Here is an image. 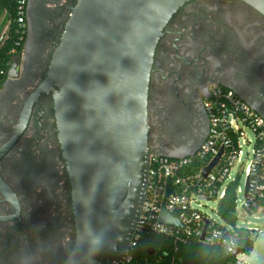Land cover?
Returning <instances> with one entry per match:
<instances>
[{
  "label": "flooded vegetation",
  "instance_id": "obj_1",
  "mask_svg": "<svg viewBox=\"0 0 264 264\" xmlns=\"http://www.w3.org/2000/svg\"><path fill=\"white\" fill-rule=\"evenodd\" d=\"M19 41L0 86V264H64L77 226L59 139L58 86L42 90L80 0H19ZM227 88L264 118V14L244 0H190L151 69L149 145L180 155L209 133L205 101Z\"/></svg>",
  "mask_w": 264,
  "mask_h": 264
},
{
  "label": "water",
  "instance_id": "obj_2",
  "mask_svg": "<svg viewBox=\"0 0 264 264\" xmlns=\"http://www.w3.org/2000/svg\"><path fill=\"white\" fill-rule=\"evenodd\" d=\"M188 1L80 0L75 8L42 86L59 88V139L75 209L77 239L64 264H118L129 250L154 153L148 126L151 69L165 27ZM244 1L264 14V0ZM222 152L203 169L205 176ZM173 191L169 177L159 221L184 229L166 207Z\"/></svg>",
  "mask_w": 264,
  "mask_h": 264
},
{
  "label": "built area",
  "instance_id": "obj_3",
  "mask_svg": "<svg viewBox=\"0 0 264 264\" xmlns=\"http://www.w3.org/2000/svg\"><path fill=\"white\" fill-rule=\"evenodd\" d=\"M23 2H19V22L23 21ZM209 118V133L205 141L192 155L169 157L154 152L151 157V171L147 197L137 223L130 247L118 264L134 263V252L141 245L147 233H158L172 237L175 241H186L192 235L202 236L204 225L208 227L204 240L208 243L224 241L227 251L233 253L239 248L236 235L219 227L220 221L208 215L200 207L205 202L225 196L230 181L245 173L248 190L239 185L237 189L239 216V193H244L241 214L253 215L264 205V118L248 102L237 96L234 91L217 87L205 101ZM249 132L254 134L250 139ZM251 146L245 153L243 147ZM223 151L218 162L208 175L203 169L210 165ZM237 174L232 177V170ZM171 177L174 191L167 198L166 207L171 214L185 225V228L167 226L159 221L161 204L165 195L167 179ZM209 199V200H208ZM216 211V208H215ZM238 227V226H237ZM249 236L255 240L264 229L247 228ZM228 237L226 241V237ZM224 237V238H223ZM246 253L236 255L237 264H248Z\"/></svg>",
  "mask_w": 264,
  "mask_h": 264
},
{
  "label": "trees",
  "instance_id": "obj_4",
  "mask_svg": "<svg viewBox=\"0 0 264 264\" xmlns=\"http://www.w3.org/2000/svg\"><path fill=\"white\" fill-rule=\"evenodd\" d=\"M5 17L8 22L5 37L0 41V86L5 78L9 62L17 48L19 36V0H0V21ZM240 176L228 183L225 196L218 201L216 213L220 218L219 227L225 228L230 234H237L239 248H244L247 255L254 246V239L249 230L237 227L238 194ZM229 236L226 237V241ZM150 250H154L150 254ZM134 263L138 264H237L236 257L227 251L224 241L208 243L200 237L192 235L186 241H175L158 233H147L141 245L134 252Z\"/></svg>",
  "mask_w": 264,
  "mask_h": 264
},
{
  "label": "rangeland",
  "instance_id": "obj_5",
  "mask_svg": "<svg viewBox=\"0 0 264 264\" xmlns=\"http://www.w3.org/2000/svg\"><path fill=\"white\" fill-rule=\"evenodd\" d=\"M8 22L6 21L5 17H3L0 21V41L5 37V32L7 31ZM250 139L254 138V134L249 132ZM245 153L252 150L251 146H244L243 147ZM237 167L232 170V177H235L237 174ZM240 186L244 189L246 183V175L242 173L240 175ZM244 200V193H239V216H238V227L244 228H260L264 229V205L263 209L256 212L253 215H245L241 214V204ZM205 205L200 207L204 212L208 215L214 217L216 220L220 221L215 208L217 207V200H210L204 203ZM248 264H264V234L259 232L258 235L255 237L254 246L251 252L248 254Z\"/></svg>",
  "mask_w": 264,
  "mask_h": 264
}]
</instances>
